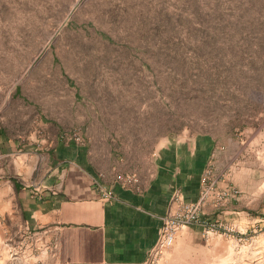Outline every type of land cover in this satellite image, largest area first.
<instances>
[{
  "label": "trees",
  "instance_id": "16d2710c",
  "mask_svg": "<svg viewBox=\"0 0 264 264\" xmlns=\"http://www.w3.org/2000/svg\"><path fill=\"white\" fill-rule=\"evenodd\" d=\"M39 2L52 23L55 0ZM99 2L94 14L74 10L49 50L58 90L101 123L108 168L89 148L84 153L102 182L140 191L155 170L159 141L204 135L218 146L241 142L261 125L264 100L251 92L264 93V0ZM8 95L19 98L20 84ZM43 118L53 134L48 149L73 142L54 118ZM22 128L0 121V134L19 144L28 142Z\"/></svg>",
  "mask_w": 264,
  "mask_h": 264
},
{
  "label": "crops",
  "instance_id": "0c3cea01",
  "mask_svg": "<svg viewBox=\"0 0 264 264\" xmlns=\"http://www.w3.org/2000/svg\"><path fill=\"white\" fill-rule=\"evenodd\" d=\"M256 137L264 143L258 132L235 153L230 141L213 146L204 135L163 139L153 174L134 191L102 182L77 145L57 143L38 153L35 142L0 134V264H144L160 216L195 200L208 184L200 219L232 232L205 234L198 224H184L163 264H264V156L254 183L247 154ZM39 156L44 172L37 180ZM231 188L238 194L217 206L216 195Z\"/></svg>",
  "mask_w": 264,
  "mask_h": 264
},
{
  "label": "rangeland",
  "instance_id": "374dc122",
  "mask_svg": "<svg viewBox=\"0 0 264 264\" xmlns=\"http://www.w3.org/2000/svg\"><path fill=\"white\" fill-rule=\"evenodd\" d=\"M99 1L104 0H55L51 12L57 16L50 23L44 16L45 12L40 9L39 0L37 4L35 0H28L27 5L22 6H16L12 0H4L5 6H0V121L12 119L16 123H22L20 136L37 143V152L42 153L53 137L43 117L54 118L64 128L65 133L70 132L72 144L85 153V149L89 148L91 158L101 168L107 169L110 163L109 153L101 136V123L96 117L90 119V113L86 109L72 103L69 96L58 90L60 85L51 72L49 50L50 42L55 39L57 32L74 10L84 7L89 14H94L96 3H103ZM78 17L82 18L81 14ZM76 70L75 67H69L67 71L75 76ZM15 84H20V97L9 101V91ZM251 96L257 101L264 100V93L260 91H252ZM258 132L264 134V120L245 140L236 142L225 139L222 143L230 141L229 148L235 153L240 148L245 149L246 140ZM73 134L78 139H74ZM91 139L94 140L92 143ZM247 154L248 161L253 164L250 179L257 183L261 178L257 167L258 157L264 156L262 137H256L254 144L247 149ZM43 172L42 158L39 156L37 180ZM127 175L133 176L131 172ZM240 178V175L237 176L239 181Z\"/></svg>",
  "mask_w": 264,
  "mask_h": 264
},
{
  "label": "built area",
  "instance_id": "2783aa9c",
  "mask_svg": "<svg viewBox=\"0 0 264 264\" xmlns=\"http://www.w3.org/2000/svg\"><path fill=\"white\" fill-rule=\"evenodd\" d=\"M75 135L76 134H73V138L78 139ZM203 174L208 175L209 171H205ZM211 188L212 185L208 184L200 191L195 200L183 201L174 213L160 216L159 237L144 264H163L165 261V259L163 260V254L172 246L178 229L184 224H198L202 227L205 234L209 232H219L220 234L228 235L232 232V227L218 222L217 220L209 218L200 219L201 205L205 201ZM237 194L238 191L236 188L223 190L216 195L215 203L218 206L225 197L236 196ZM102 195H107L103 189Z\"/></svg>",
  "mask_w": 264,
  "mask_h": 264
}]
</instances>
